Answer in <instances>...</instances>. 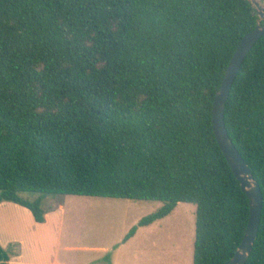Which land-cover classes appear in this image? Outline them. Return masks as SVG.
I'll return each instance as SVG.
<instances>
[{
    "label": "trees",
    "instance_id": "1",
    "mask_svg": "<svg viewBox=\"0 0 264 264\" xmlns=\"http://www.w3.org/2000/svg\"><path fill=\"white\" fill-rule=\"evenodd\" d=\"M257 19L250 0H0V203L43 222L48 195L160 201L122 242L192 203V264H227L249 201L211 110ZM223 115L263 197L244 264H264V35ZM8 260L0 245V264Z\"/></svg>",
    "mask_w": 264,
    "mask_h": 264
},
{
    "label": "rangeland",
    "instance_id": "2",
    "mask_svg": "<svg viewBox=\"0 0 264 264\" xmlns=\"http://www.w3.org/2000/svg\"><path fill=\"white\" fill-rule=\"evenodd\" d=\"M262 3L261 0H258ZM62 201L61 212L57 211V229L59 231L58 256L73 264H89L94 261H106L115 249L119 241L129 230V227L137 223L138 219L156 210L160 201H135L123 198H90L84 195H48L44 199L43 206L55 204ZM185 204V205H184ZM182 206H189L191 212L182 213ZM179 210L156 223L150 239L144 240L142 244L128 243L125 247L137 253L155 255L158 264H168V241L173 240V245L181 241L184 235L178 229L183 226L186 231L190 221H195V205L182 203ZM60 219V221L58 220ZM169 239V240H168ZM64 246H70L65 250ZM124 248V247H123ZM184 251V261L186 260ZM173 251V264L182 261ZM181 252H179V255ZM189 255V254H187ZM192 256V251L191 254ZM190 256V259H191Z\"/></svg>",
    "mask_w": 264,
    "mask_h": 264
},
{
    "label": "crops",
    "instance_id": "3",
    "mask_svg": "<svg viewBox=\"0 0 264 264\" xmlns=\"http://www.w3.org/2000/svg\"><path fill=\"white\" fill-rule=\"evenodd\" d=\"M84 196L90 198H108ZM182 203L184 202H178L175 205L174 209L167 215L168 220L175 211L179 210L178 207ZM52 205L53 209L47 210L44 214V221L37 222L26 207L13 202L5 201L0 203V245L9 250L8 262L10 264H73L65 261V259H59V231L56 224L58 218L57 211L61 212L62 201L60 200ZM179 211H181V209ZM188 211H192L189 206H182V213L185 214ZM165 217L151 224L137 227L135 233L126 241L122 242L121 239L116 248L112 249L111 255L109 256L110 264H158L155 255L149 256V254H144V252L137 253L136 248L132 250V255H130L129 249L125 246L130 242L142 244L144 240L150 239V235L156 223ZM58 220L60 221V219ZM130 228L131 226L129 229ZM178 229L184 236L181 237V241L176 244L177 246L173 245L172 239H168V264H173L171 260L174 256V250H177L175 253L181 258L179 260L182 261L178 264H192L195 221L194 223L193 219L190 221V225H188L186 231L183 229V226H178ZM70 248V246H64L65 250H69ZM186 248L185 257L187 256V262L184 261V251ZM191 251L192 256L190 255ZM179 252H181L180 255ZM164 261L166 264V259ZM89 264H108V262L101 260ZM159 264H163V262H159Z\"/></svg>",
    "mask_w": 264,
    "mask_h": 264
},
{
    "label": "water",
    "instance_id": "4",
    "mask_svg": "<svg viewBox=\"0 0 264 264\" xmlns=\"http://www.w3.org/2000/svg\"><path fill=\"white\" fill-rule=\"evenodd\" d=\"M258 14L255 27L240 38L226 67L212 103V128L216 141L249 201V215L242 239L227 264H244L257 235L263 197L258 182L228 135L224 124V104L233 80L255 42L264 35V4L250 0Z\"/></svg>",
    "mask_w": 264,
    "mask_h": 264
}]
</instances>
